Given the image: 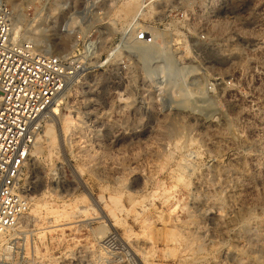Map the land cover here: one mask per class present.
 Segmentation results:
<instances>
[{"label":"rangeland","instance_id":"obj_1","mask_svg":"<svg viewBox=\"0 0 264 264\" xmlns=\"http://www.w3.org/2000/svg\"><path fill=\"white\" fill-rule=\"evenodd\" d=\"M2 1L12 35L71 73L35 134L21 174L29 209L0 236V264H264V80L246 70L264 69L257 46L239 56L230 104L215 56L171 35L187 0ZM236 1L245 34L262 37L264 0ZM140 32L165 35L199 89L139 67ZM203 94L217 107L206 118L188 102Z\"/></svg>","mask_w":264,"mask_h":264},{"label":"built area","instance_id":"obj_2","mask_svg":"<svg viewBox=\"0 0 264 264\" xmlns=\"http://www.w3.org/2000/svg\"><path fill=\"white\" fill-rule=\"evenodd\" d=\"M238 4L236 0H187L181 14L173 15L170 29L173 36L198 40L185 44L192 46L195 54L215 56L216 78L225 85V100L230 104L242 97L235 88L242 70L240 54H251L253 45L264 54V34L257 39L245 34ZM252 20L255 22V17ZM13 22L14 12L0 0V236L29 209L28 190L21 182L22 169L47 109L71 73L60 54L17 40L12 35ZM137 39L155 41L146 32L137 34ZM157 43L176 55L166 40ZM198 45L201 47L197 50ZM179 63V72L160 76L161 81L187 80L195 67L182 60ZM256 65L250 60L246 70H259L264 80V69ZM208 89L213 85L209 83Z\"/></svg>","mask_w":264,"mask_h":264},{"label":"bare ground","instance_id":"obj_3","mask_svg":"<svg viewBox=\"0 0 264 264\" xmlns=\"http://www.w3.org/2000/svg\"><path fill=\"white\" fill-rule=\"evenodd\" d=\"M164 39H165V35H164ZM133 49L135 52V60H136V63L139 67H141L142 69H145V70L147 68L150 70V72L153 71L156 73L159 71L160 72L161 71H167L165 74L160 75L163 77H165L166 74L175 75L176 73H178L180 70V66H181L179 63V60L180 61L182 60L184 62V60L182 58H179V57L177 60L175 55L172 52H170L168 50L165 51V49H163L156 41H149L148 42L145 40H138L137 39L133 43ZM185 51H187V50H185ZM167 52L171 53L174 57ZM190 71H191V73L188 74V78H191V79L193 78L192 82L193 83L195 82L196 88L199 89V83H197L196 79H195L197 73H196L195 69H193V68ZM169 72H172V73H169ZM174 72H176V73H174ZM175 82H178V81H175ZM199 96H201V97L197 98L196 100L194 98H192L193 99L192 101L191 100L188 101V102H190V104L194 103V105H192L193 106L192 108L190 106V108H191L190 110H192V112H195V114L198 113L205 118L209 117L212 114L217 112V107L215 104V98L213 96H211L209 94L199 95ZM50 107L47 109L46 115L49 112ZM188 110H189V108H188ZM218 111H220V110H218ZM263 112H264V110H263ZM51 127H52V124H50V123L46 124V128L51 129ZM45 133L48 134L49 132L48 133L45 132ZM71 135H72V130L70 128H65L64 141H67L69 143ZM59 151H60V154L63 156V151L61 149ZM58 168H60V167H58ZM19 220H20V218H19ZM19 220L17 221V223L19 222ZM226 221L231 222L230 219H227Z\"/></svg>","mask_w":264,"mask_h":264}]
</instances>
